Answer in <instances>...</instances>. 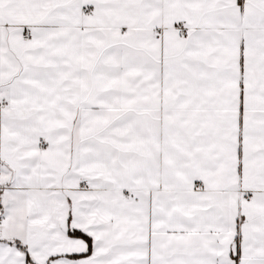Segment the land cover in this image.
<instances>
[{
  "label": "snow or ice",
  "instance_id": "obj_1",
  "mask_svg": "<svg viewBox=\"0 0 264 264\" xmlns=\"http://www.w3.org/2000/svg\"><path fill=\"white\" fill-rule=\"evenodd\" d=\"M0 264H264V0H0Z\"/></svg>",
  "mask_w": 264,
  "mask_h": 264
}]
</instances>
